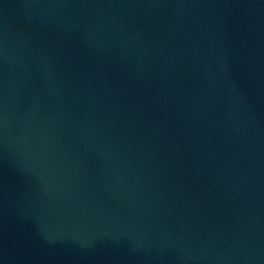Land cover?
I'll return each mask as SVG.
<instances>
[{
  "label": "water",
  "instance_id": "1",
  "mask_svg": "<svg viewBox=\"0 0 264 264\" xmlns=\"http://www.w3.org/2000/svg\"><path fill=\"white\" fill-rule=\"evenodd\" d=\"M0 264H264V0H0Z\"/></svg>",
  "mask_w": 264,
  "mask_h": 264
}]
</instances>
